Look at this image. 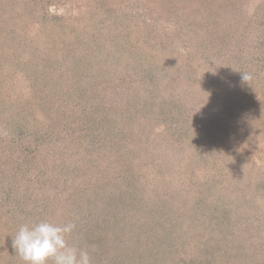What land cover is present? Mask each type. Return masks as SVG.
Listing matches in <instances>:
<instances>
[{"label":"trees","instance_id":"obj_1","mask_svg":"<svg viewBox=\"0 0 264 264\" xmlns=\"http://www.w3.org/2000/svg\"><path fill=\"white\" fill-rule=\"evenodd\" d=\"M213 1L0 0V264L40 220L74 223L92 264H264V0ZM148 124L172 166L129 148ZM165 160L183 184L158 183Z\"/></svg>","mask_w":264,"mask_h":264},{"label":"rangeland","instance_id":"obj_2","mask_svg":"<svg viewBox=\"0 0 264 264\" xmlns=\"http://www.w3.org/2000/svg\"><path fill=\"white\" fill-rule=\"evenodd\" d=\"M170 2H174L176 5L178 4V5H188L189 3L188 2H185V3H178L179 1H187V0H169ZM259 0H250L248 3H247V8H248V10H249V12L252 14L253 12H254V10H255V8H256V4H257V2H258ZM214 3V1L213 0H210V3H209V5L211 6V7H214V6H212V4ZM16 5H18L19 6V4H16ZM21 6V5H20ZM192 7V5L190 4V5H188V6H186V7H184V8H191ZM162 8V7H161ZM50 11L53 13V14H58V15H62V16H65L66 18H69V19H71V18H73V17H75L76 15H78L79 13H80V10H78V9H76V8H74V6L73 5H71L70 3H64V4H59V5H53L51 8H50ZM28 12V11H27ZM131 12H132V14L133 15H136V16H139L141 19L142 18H150V15L148 14V15H143V14H140L139 13V11L138 10H135V9H131ZM100 17V16H99ZM163 22H166V23H161V21L158 23V24H161L162 26L164 25V27L166 26V27H168V29L170 28V27H172L173 26V24L171 23V21L169 20V21H167L166 19H164V20H162ZM105 33H106V38H105V41H112V39L110 38V34H111V31H110V28L109 27H105ZM168 32H170V31H168ZM127 34L128 33H126V32H122V36L123 37H126L127 36ZM127 40H129L128 38L126 39V41ZM88 44H86V46H88L89 47V49L91 50V51H86L85 53H87L88 55L87 56H90L91 57V59H93L94 57H96L98 54L97 53H103V51H105L108 55H113V52H112V50L111 49H109V47L107 46V44L101 39V38H95V40L94 41H89V42H87ZM166 53V52H165ZM165 53H160V56H159V58H155V59H153V61H154V64L156 65V66H158V65H162L163 66V64H166V63H168L169 61H171L170 59H173V58H170L168 55H166ZM125 54V53H124ZM149 57V56H148ZM151 58V57H150ZM152 58H154L153 56H152ZM151 58V59H152ZM75 61H77L78 63H81V59L80 58H77ZM163 67H165V66H163ZM165 68H167V67H165ZM85 69V68H84ZM146 71H149L150 69H149V67H146V69H145ZM167 71V69L166 70H164V72H166ZM155 72V71H154ZM153 72V73H154ZM74 74V73H73ZM75 75V74H74ZM137 79V78H136ZM163 81L164 82H167V78L165 77L164 79H163ZM170 81V79H168V82ZM21 82H22V84L25 82V79H21ZM163 84V83H162ZM139 86V84H137L136 86H135V89H136V87H138ZM24 87H26L25 85H24ZM135 92H137V94H134V96H133V98H139L142 102H144V101H146L147 100V98H148V96L147 95H145L144 93H143V90H141L140 89V91L138 92V90L136 89L135 91H134V93ZM145 92V91H144ZM142 93V94H141ZM74 94V93H73ZM229 94V93H228ZM211 95V94H210ZM191 98H194V101H196V102H201V104H202V102H204L205 101V99H207L208 97H207V95H206V93H205V95H201V94H195V97H193V95L191 94ZM182 101L184 100V99H181ZM152 101H148V102H145L147 105H145V106H150V103H151ZM144 106V107H145ZM146 110H148V109H146ZM142 114V113H141ZM147 114V113H146ZM186 126H188L187 124H185ZM151 127V124H148L144 129H143V131H142V128H138V125H133L132 127H131V129H130V133H129V135H128V138L131 140L130 142H129V144H130V146L131 147H129V148H131V149H135V150H137V152H139V153H141V154H143V152H149L152 156H151V158H153V160H151L150 161V163L149 164H151V165H153V166H158V162L161 160V158H163L164 156H166V157H169V159H170V162L172 161V164H171V166L173 165V163H175V159H176V153H174V152H170V153H164L163 154V156H162V152H161V149L162 150H164V148H166L167 149V146H169L170 145V142L169 141H167V139H166V141L164 142V141H162V143L161 142H158V144H159V146H160V148H159V146H156L157 145V141H155V138H154V135H150L149 137H147L146 139L144 138V136H143V134L145 135V136H147L146 134H147V130H148V128H150ZM184 130H186V128L184 127L183 128ZM129 130V129H128ZM132 131V132H131ZM157 131H158V129H157ZM152 132V131H151ZM132 134H133V137H132ZM156 144V145H155ZM172 144V143H171ZM154 154H156V155H159V156H156V157H154ZM160 157V158H159ZM171 157H172V159H171ZM155 160H157V161H155ZM169 160H165L164 162H163V164L158 168V172H157V176H156V180L158 181V183H160L161 185L162 184H164V182H165V180L167 179L169 182H170V185H171V183H172V181H174V185L173 186H177V185H179V183L180 184H183V178H178L177 176H179V174H184V173H186L187 171V169L186 168H183V166L182 165H180V168L179 167H174L173 169H172V167L169 165ZM151 168V167H150ZM183 169V170H182ZM169 175L168 176V178H166V175ZM174 176L176 177V178H174ZM152 177H153V175H152ZM163 177H164V179H163ZM178 180V181H177ZM177 183V184H176Z\"/></svg>","mask_w":264,"mask_h":264},{"label":"clouds","instance_id":"obj_3","mask_svg":"<svg viewBox=\"0 0 264 264\" xmlns=\"http://www.w3.org/2000/svg\"><path fill=\"white\" fill-rule=\"evenodd\" d=\"M242 79L248 81L251 76L242 73ZM75 227L71 222L58 224L50 220L26 223L12 238V246L24 264H92L87 249L68 242Z\"/></svg>","mask_w":264,"mask_h":264}]
</instances>
